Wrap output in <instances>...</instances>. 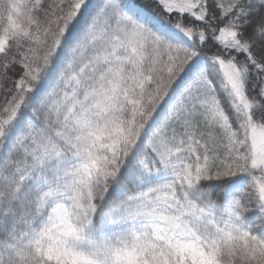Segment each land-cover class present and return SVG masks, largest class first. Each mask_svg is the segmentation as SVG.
Wrapping results in <instances>:
<instances>
[{
  "label": "snow or ice",
  "instance_id": "snow-or-ice-1",
  "mask_svg": "<svg viewBox=\"0 0 264 264\" xmlns=\"http://www.w3.org/2000/svg\"><path fill=\"white\" fill-rule=\"evenodd\" d=\"M0 264H264V0H0Z\"/></svg>",
  "mask_w": 264,
  "mask_h": 264
},
{
  "label": "trees",
  "instance_id": "trees-1",
  "mask_svg": "<svg viewBox=\"0 0 264 264\" xmlns=\"http://www.w3.org/2000/svg\"><path fill=\"white\" fill-rule=\"evenodd\" d=\"M96 2L100 3V0H96ZM130 2H132L136 5H139V6H146L147 0H130Z\"/></svg>",
  "mask_w": 264,
  "mask_h": 264
}]
</instances>
